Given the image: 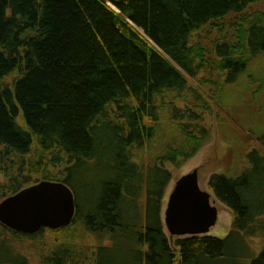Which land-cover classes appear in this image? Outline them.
Segmentation results:
<instances>
[{
	"label": "trees",
	"instance_id": "obj_1",
	"mask_svg": "<svg viewBox=\"0 0 264 264\" xmlns=\"http://www.w3.org/2000/svg\"><path fill=\"white\" fill-rule=\"evenodd\" d=\"M256 1L0 0V198L39 174L67 184L76 207L64 227L26 234L0 227L19 240L79 235L78 224L108 240L54 242L40 264H229L243 253L242 264H264V152L256 147L236 173L207 180L232 214L225 236L171 242L161 220L172 178L166 166L181 165L210 135L200 113L210 106L204 77L221 73L218 101L232 85L242 100L249 87L245 78L237 83L254 56L264 61ZM213 24L222 35L211 58L192 37ZM257 139L264 143V133ZM0 254L30 264L2 238Z\"/></svg>",
	"mask_w": 264,
	"mask_h": 264
},
{
	"label": "rangeland",
	"instance_id": "obj_2",
	"mask_svg": "<svg viewBox=\"0 0 264 264\" xmlns=\"http://www.w3.org/2000/svg\"><path fill=\"white\" fill-rule=\"evenodd\" d=\"M250 8L264 9V1H256ZM252 11L254 10H248L246 13L250 12L251 14ZM227 17L231 19L235 16L229 15ZM220 35L222 33L213 24L206 26L192 38L204 46L208 57L212 58L214 57V42ZM262 58L261 56H254L252 59L254 65L250 69V73L243 76L237 83L239 85L242 84L245 78V84H248L249 87V90L245 92L242 100L239 99L240 95L238 94L236 86L232 85L226 87L227 89L224 94L226 102L218 101L215 85L222 81L221 73L214 70L204 77L205 81L200 84V87L208 97L210 106L206 111L199 112L204 118V123L210 130V135L207 142L181 165L166 166L169 168L172 178L164 192V200L161 206L162 223L163 211L168 194L174 185V181L181 174L197 168L201 187L208 189L207 180L212 173L226 172L228 174H234L240 169L243 164V154L246 150L256 147L264 152V143L257 139L258 135L264 133V61H259ZM204 74L205 72L201 73L199 77L204 76ZM189 81L192 85H196L195 80L189 79ZM18 120L23 125L20 117ZM39 177V174H35L32 178L33 181H31L40 180ZM2 180L6 185L10 184L9 178H3ZM82 198L83 193L81 194V201ZM211 198L214 199V204L217 206L218 216L215 224L211 226L207 234L223 237L231 228L232 214L213 194H211ZM80 227L78 224L73 227V231L78 230L79 235H69V232L68 235H54L50 231H45L42 234H37L32 237L22 235L19 240L12 239L9 232L0 227V238L7 243L11 242L25 255L30 264H40V255L50 251L54 246V242L57 241H72L83 245L91 244V246L108 242V240L106 241V237L99 238L94 234L82 232ZM164 231L171 242L178 237L168 234L165 227ZM250 243L256 252L262 247L260 241L257 239L251 240ZM243 256H245L244 253L239 258H236L235 262H229V264H242L245 262L242 259ZM6 259L4 254H0V264H8V258L6 257ZM175 264L177 263L175 262ZM189 264H196V262L190 261Z\"/></svg>",
	"mask_w": 264,
	"mask_h": 264
},
{
	"label": "water",
	"instance_id": "obj_3",
	"mask_svg": "<svg viewBox=\"0 0 264 264\" xmlns=\"http://www.w3.org/2000/svg\"><path fill=\"white\" fill-rule=\"evenodd\" d=\"M211 192L201 187L198 169L181 174L168 194L163 225L172 236L207 234L217 220ZM74 195L61 180H38L0 199V223L20 233L67 226L75 214Z\"/></svg>",
	"mask_w": 264,
	"mask_h": 264
}]
</instances>
